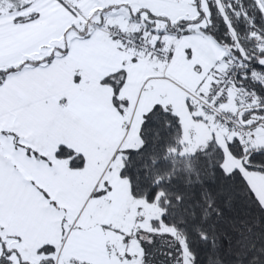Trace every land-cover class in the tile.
Instances as JSON below:
<instances>
[{
    "label": "snow or ice",
    "instance_id": "snow-or-ice-1",
    "mask_svg": "<svg viewBox=\"0 0 264 264\" xmlns=\"http://www.w3.org/2000/svg\"><path fill=\"white\" fill-rule=\"evenodd\" d=\"M0 264H264V0H0Z\"/></svg>",
    "mask_w": 264,
    "mask_h": 264
},
{
    "label": "crops",
    "instance_id": "crops-1",
    "mask_svg": "<svg viewBox=\"0 0 264 264\" xmlns=\"http://www.w3.org/2000/svg\"><path fill=\"white\" fill-rule=\"evenodd\" d=\"M75 183H78V181H76ZM39 232H46L47 231V222L44 221L42 222L40 225H39V229H38ZM91 247H93V249L95 248V244L94 242H89Z\"/></svg>",
    "mask_w": 264,
    "mask_h": 264
},
{
    "label": "rangeland",
    "instance_id": "rangeland-1",
    "mask_svg": "<svg viewBox=\"0 0 264 264\" xmlns=\"http://www.w3.org/2000/svg\"><path fill=\"white\" fill-rule=\"evenodd\" d=\"M103 213H100V215H102Z\"/></svg>",
    "mask_w": 264,
    "mask_h": 264
}]
</instances>
